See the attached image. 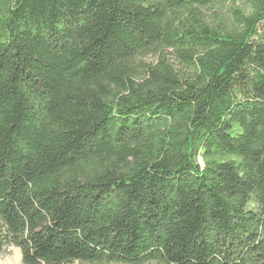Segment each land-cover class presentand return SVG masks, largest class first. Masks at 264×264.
<instances>
[{
	"label": "trees",
	"instance_id": "obj_1",
	"mask_svg": "<svg viewBox=\"0 0 264 264\" xmlns=\"http://www.w3.org/2000/svg\"><path fill=\"white\" fill-rule=\"evenodd\" d=\"M228 1L0 0V254L264 264V0Z\"/></svg>",
	"mask_w": 264,
	"mask_h": 264
},
{
	"label": "rangeland",
	"instance_id": "obj_2",
	"mask_svg": "<svg viewBox=\"0 0 264 264\" xmlns=\"http://www.w3.org/2000/svg\"><path fill=\"white\" fill-rule=\"evenodd\" d=\"M233 4V0H230L225 3H215L214 5L208 6V8H204L203 10L208 16H215L223 15L225 18V21L229 19V10L230 7ZM237 5H240L241 7L245 8V4L238 1ZM249 11V9H248ZM259 32L262 36H264V21L260 25ZM167 59L170 63H172L177 70L180 71V73L183 74H189L192 72V69L190 67L185 66L184 64L180 63L177 59H175L174 54L171 53V51H166ZM158 58V54H152L145 58V61L148 63L156 62ZM200 162H202V159H200ZM0 264H23L22 263V252L19 248L15 246H8L4 249V251L0 254ZM74 264H86L81 262H75ZM148 264H159L158 262H151Z\"/></svg>",
	"mask_w": 264,
	"mask_h": 264
}]
</instances>
